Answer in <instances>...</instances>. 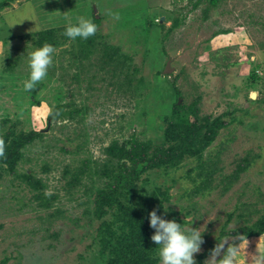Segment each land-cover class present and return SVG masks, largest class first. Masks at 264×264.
Instances as JSON below:
<instances>
[{"label":"rangeland","instance_id":"1","mask_svg":"<svg viewBox=\"0 0 264 264\" xmlns=\"http://www.w3.org/2000/svg\"><path fill=\"white\" fill-rule=\"evenodd\" d=\"M209 4L204 0L192 9L190 0H11L0 8V119L9 117L17 123V129L45 133L42 140L25 149L18 171L42 179L47 185L45 195L58 196L52 208H42L34 196L36 189L21 178L8 173L0 179V262L99 263V221L84 210L87 200H91L86 191L94 192L101 180L91 182L84 177L82 185L71 189L74 195H69L63 188L69 177L64 179L63 168L87 157H91L94 167L95 160L99 164L104 159L103 149L113 139L128 140L133 133L142 140L160 136L159 126L164 124L155 112H166L173 101L165 95H154L165 79L170 84L162 89L164 92L172 93L168 89L175 83L185 103L197 100L199 117L210 116L213 120L222 116L229 125L220 130L201 160L187 157L178 168L145 173L147 191L156 187L167 190L163 218L178 217L185 225L193 221L194 227H204L201 251L194 254L197 264H205L210 252L202 258L200 255L211 251L222 239H228L225 247L239 244L237 264H255L257 258H262L260 264H264V233L220 239L221 227L233 230L264 215V0H220L217 6H211L205 19L202 13ZM143 7L150 21L164 23L167 29L176 15H186L185 21L166 38L163 35L168 30L163 29L158 47L153 49L144 37L129 29L120 31L116 25L114 14ZM80 15L99 19L96 32L120 45L122 52L133 55L132 65L139 68L135 77L144 79L141 94L121 95L112 87V92L107 91L101 76L94 79L93 89L88 91V69L98 70L95 62L101 52L90 56L89 61H94L90 68L81 65L71 52L73 41L63 34L66 24L75 23ZM51 27L57 28L56 34L63 42L55 45L46 77L34 90H25L27 52L41 46L36 44L38 32ZM167 63L170 72L165 71ZM9 67L14 68L16 78ZM253 71L257 72L254 87ZM162 90L159 95H163ZM252 92L257 97L250 101ZM58 93L62 96L59 101L55 99ZM66 102L85 109L84 121L47 123L50 110ZM151 103V112L143 115L142 107ZM244 107L248 113L241 111ZM84 141L88 156L76 151ZM240 163L246 168L236 173ZM196 185L201 186V193H193ZM53 212L55 216H51Z\"/></svg>","mask_w":264,"mask_h":264},{"label":"trees","instance_id":"2","mask_svg":"<svg viewBox=\"0 0 264 264\" xmlns=\"http://www.w3.org/2000/svg\"><path fill=\"white\" fill-rule=\"evenodd\" d=\"M11 0H0V8L9 5ZM204 0H190L192 9H197ZM220 0H209L210 4L204 7L203 18H208L212 7L218 5ZM147 9L125 10L124 13L118 14V30L129 29L144 37L145 43H152V48L158 47V35L163 29H167L164 23H154L147 17ZM93 14V13H92ZM186 15L181 17L176 15L172 18L171 27L168 32L163 35L167 37L168 33L180 26ZM93 22L99 23V19L94 17ZM57 29V28H56ZM49 28L38 32L36 44L48 42L54 46L62 43L57 30ZM66 38H68L66 36ZM71 52L79 64L90 65L94 61H89L90 56L94 52L100 51V58L95 62L97 69H88V91L93 89L92 83L94 79L101 76L100 79L106 83L107 91H116L121 95L133 94V92L143 91L144 79L140 76L135 77V72L139 68L133 66V55L122 52L121 46L112 44L105 40L103 35L95 33L87 39L77 37L72 40ZM9 62V61H8ZM10 64V62H9ZM133 67V68H132ZM259 67V66H258ZM14 68H8V71L15 75ZM255 70V69H254ZM3 72H7L4 70ZM11 76H14V75ZM12 78L10 82L12 83ZM16 78V75H15ZM257 78V72L251 73V86H255L254 80ZM138 82V84H137ZM170 83L163 79L159 83V88L155 90V97L168 96L173 98L171 105L167 107L166 112L157 110L155 115L160 118L164 125L162 134L157 135L154 139H140L136 133H133L128 140L120 141L113 139L109 145L104 147V159L99 162L95 160L92 167L91 157L80 159L78 164H66L63 168V177L66 189L69 195H74L71 189H77L83 184L84 177L89 178L91 182L100 181L95 191H86L91 195L86 202L85 214L93 220L99 221L97 226L96 237L99 241V263L98 264H156L158 258V246L150 240V236L154 229L149 227L148 213L153 208L157 209V214L163 212V201L168 200L167 190L156 187L151 191H147L143 175L154 169H175L187 157H194L201 160L203 152L213 143L220 133V130L229 125V121H224L222 116L211 119L210 116L205 118L199 117V109L196 106L197 100L187 104L183 100L182 93L179 91L175 83H172V93H166L163 88ZM112 87V91L109 90ZM162 90L163 95H159ZM61 93L55 97L57 101L61 99ZM149 96H146L148 99ZM166 98V97H165ZM182 100V101H181ZM250 101L253 99L249 98ZM34 101V99H33ZM39 104V100H36ZM152 104L144 105L142 114L148 116L152 109ZM157 103V108H158ZM139 107V106H138ZM84 110L78 109L73 103H58L49 112L47 123L57 122L60 120H77L84 121ZM241 111L248 113L249 109L242 108ZM12 123L8 125L9 123ZM155 128V125H150ZM45 133L31 129L26 131L23 128L17 129V123L12 122L9 117L0 119V141L3 143V154H0V179L6 174L15 175L21 178L29 187L36 189L35 198L39 199L38 205L42 208H52L53 201L58 198L56 194L45 195L44 188L47 186L44 181L31 173H22L18 171V165L25 156V149L32 145L36 140H42ZM158 141V142H155ZM84 146L79 145L76 151H82V155H86V142ZM88 156V155H86ZM246 167L241 163L238 165L236 173L243 171ZM45 171L48 170L47 165L43 166ZM237 177V175H235ZM97 178V179H96ZM207 179V178H206ZM103 184L101 185V183ZM141 183L138 186V183ZM147 182V181H146ZM194 182H197L194 180ZM202 187L205 185L203 182ZM201 186L196 185L193 189L194 194L201 193ZM92 203V207L90 206ZM53 212L51 216H55ZM232 216V215H230ZM177 222L184 224L180 218ZM230 217L225 224L228 223ZM3 225L0 224V228ZM224 227V226H223ZM220 230V239L225 236L241 235L243 237L257 236L264 233V215L259 217L250 225H243L233 230ZM215 246V245H213ZM214 247H212L213 249ZM211 251H206L200 255L205 257ZM6 260L0 262L5 264ZM97 262V261H95Z\"/></svg>","mask_w":264,"mask_h":264},{"label":"clouds","instance_id":"3","mask_svg":"<svg viewBox=\"0 0 264 264\" xmlns=\"http://www.w3.org/2000/svg\"><path fill=\"white\" fill-rule=\"evenodd\" d=\"M114 15L118 17V13ZM96 31L97 24L90 17L80 15L75 23L66 24L63 34L71 40L77 37L87 39ZM55 52V46L48 42L27 52L29 71L28 78L23 81L25 90H34L46 77ZM3 150V143L0 141V154H3ZM164 209L168 211L167 205ZM148 223L149 227L154 229L150 240L158 246L159 264H197L194 254L201 251L204 242V231H201L203 226L194 227L193 221L190 225H185L177 222L176 219H165L157 214L156 208L149 211ZM227 240H218L205 264H237L239 244H228L225 247ZM260 259L262 258H257L255 264H260Z\"/></svg>","mask_w":264,"mask_h":264},{"label":"water","instance_id":"4","mask_svg":"<svg viewBox=\"0 0 264 264\" xmlns=\"http://www.w3.org/2000/svg\"><path fill=\"white\" fill-rule=\"evenodd\" d=\"M169 66H170L169 63H167L166 70H165L166 72H170L171 71ZM250 97H251V99H255L257 97L256 92H252Z\"/></svg>","mask_w":264,"mask_h":264}]
</instances>
